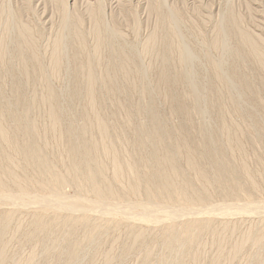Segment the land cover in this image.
Segmentation results:
<instances>
[{
  "label": "rangeland",
  "instance_id": "obj_1",
  "mask_svg": "<svg viewBox=\"0 0 264 264\" xmlns=\"http://www.w3.org/2000/svg\"><path fill=\"white\" fill-rule=\"evenodd\" d=\"M1 133L0 264H264V0H0Z\"/></svg>",
  "mask_w": 264,
  "mask_h": 264
},
{
  "label": "bare ground",
  "instance_id": "obj_2",
  "mask_svg": "<svg viewBox=\"0 0 264 264\" xmlns=\"http://www.w3.org/2000/svg\"><path fill=\"white\" fill-rule=\"evenodd\" d=\"M163 7H164V6H163ZM162 9H163V8H162ZM169 17H170V16H169ZM163 19H164V18H163ZM230 20H231V19H230ZM165 21H166V20H165ZM163 24H164V23H163ZM244 37H245V36H244ZM57 43H58V42H57ZM247 44H248V42H247ZM248 45H249V44H248ZM58 48H59V47H58ZM254 50H255V49H254ZM255 51H256V50H255ZM182 52H183V51H182ZM256 52H257V51H256ZM1 54H2V53H1ZM182 54H183V53H182ZM259 55H260V54H259ZM57 57H58V56H57ZM25 68H26V67H25ZM88 78H89V77H88ZM223 83H224V82H223ZM89 84L92 85V79L89 81ZM225 84H226V83H225ZM89 91H90V90H89ZM92 94H93V93H92ZM49 95H51V94H49ZM37 97H38V96H37ZM220 98H221V97H220ZM42 101H43V100H42ZM45 101H46V100H45ZM47 101H48V100H47ZM49 101H50V100H49ZM47 103H48V102H47ZM13 114H14V113H13ZM15 115H16V114H15ZM51 115H52V114H51ZM57 115H58V114H57ZM8 118H9V116H8ZM11 118H12V117H11ZM56 119H57V118H56ZM97 119H99V118H97ZM102 120H103V119H102ZM58 123H59V122H58ZM84 123H85V122H84ZM83 125H84V124H83ZM107 125H108V124H107ZM98 126H99V129H100V131H101V134H102V133L104 134V133H105V126H106V125L104 126V125H102V124H99V125H97V129H98ZM13 128H14V127H13ZM50 129H51V128H50ZM23 132H24V131H23ZM23 132H22V133H23ZM57 132H58V131H57ZM14 135H15V134H14ZM0 136H1L0 139H4V140H5V138H7L8 135L6 136L5 133H1ZM5 136H6V137H5ZM111 136H112V135H111ZM115 137H116V136H115ZM67 138H68V137H67ZM15 139H16V138H15ZM11 141H12V140H11ZM112 141H113V140H112ZM0 142H1V141H0ZM2 142H3V141H2ZM4 142H5V141H4ZM6 142H7V141H6ZM24 142H25V141H24ZM70 142H71V141H70ZM114 142H115V141H114ZM32 143H33V142H32ZM71 143H72V142H71ZM19 144H20V143H19ZM68 144H69V143H68ZM12 145H13V144H12ZM14 145H15V144H14ZM31 145H32V144H31ZM32 146H33V145H32ZM17 147H18V146H17ZM13 148H14V147H13ZM20 148H21V147H20ZM94 148L96 149V147H94ZM91 149H92V148H91ZM69 151H70V150H69ZM79 151H80V150H79ZM86 151H87V150H86ZM42 153H43V152H42ZM42 153H41V154H42ZM112 153H113V152H112ZM28 154H29V153H28ZM88 154H89V153H88ZM91 155H92V154H91ZM6 156H7V155H6ZM6 156H5V157H6ZM8 156H9V154H8ZM77 156H78V155H77ZM25 157H26V155H25ZM28 157H29V155H28ZM45 157H46V156H45ZM84 157H85V156H84ZM8 158H9V157H8ZM43 158H44V156H43ZM33 159H34V158H33ZM40 159H41V157H40ZM77 160H78V159H77ZM77 160H76V161H77ZM15 161H16V160H15ZM39 161H40V160H39ZM43 162H44V161H43ZM43 162H42V163H43ZM47 162H48V161H47ZM81 162H82V161H81ZM45 163H46V162H45ZM38 164H39V163H38ZM38 164H37V165H38ZM46 164H47V163H46ZM46 164H45V165H46ZM78 164H79V163H78ZM39 165H40V164H39ZM45 165H44V167H45ZM90 166H92V164H91ZM102 166H103V165H102ZM38 167H39V166H38ZM47 167H48V166H46L45 168L47 169ZM74 167H75V166H74ZM74 167H73V169H74ZM99 167H100V166H99ZM6 168H7V167H6ZM50 168H52V166H51ZM87 168H88V167H87ZM93 168H94V167H93ZM101 168H102V167L99 168L100 171H101L102 169H104V168H102V169H101ZM41 169H42V168H41ZM89 169H90V168H89ZM91 169H92V168H91ZM7 170H8V169H7ZM52 170H53V169H52ZM55 170H56V169H55ZM92 170H93V169H92ZM45 171H46V170H45ZM45 171H44V172H45ZM48 171H49V170H48ZM74 171H75V170H74ZM85 171L89 172L88 170H85ZM100 171H99V173H100ZM102 171H103V170H102ZM6 172H7V171H6ZM10 172H11V171H10ZM75 172H77V171H75ZM79 172H80V171H79ZM93 172H94V175H95V177H96V173H95L96 171H95V168H94ZM13 173H14V172H13ZM52 173H53V171H52ZM97 173H98V172H97ZM118 173H119V172H118ZM118 173H117V175H118ZM3 174H4V173H3ZM50 174H51V173H50ZM90 174H93V173H89V175H90ZM103 174H104V173H103ZM7 175H8V174H7ZM55 175H56V173H55ZM58 175H59V174H58ZM89 175H88V176H89ZM94 175H93V176H94ZM8 176H9V175H8ZM37 176L39 177V175H37ZM75 176H76V175H75ZM97 176H98V174H97ZM9 177H10V176H9ZM50 177H51V176H50ZM89 177H90V176H89ZM89 177H87V178H89ZM91 177H92V176H91ZM11 178H13V177H11ZM16 178H17V177H16ZM117 178H118V177H117ZM38 179H39V178H38ZM44 179H45V178H44ZM47 179H48V178H47ZM92 179H93V178H91V183L95 180V179H94V180L92 181ZM14 180H15V179H14ZM55 180H56V178H55ZM55 180H54V182H55ZM57 180H58V179H57ZM84 180H85V178H84ZM88 180H89V179H88ZM97 180H98V179H97ZM5 181H6V180H5ZM17 181H18V180H17ZM17 181H16V182H17ZM20 181H22V180H20ZM60 181L62 182L61 179H59V182H60ZM63 182L65 183V181H63ZM9 183H10V181H9ZM18 183H19V182H18ZM35 183H36V182H35ZM38 183H39V182H38ZM56 183H57V182H56ZM91 183H90V180H89V184H91ZM94 183H96V182H94ZM94 183H93V184H94ZM100 183H101V181H100ZM11 184H12V183H11ZM42 184H43V183H42ZM97 184H98V183H97ZM34 185H35V184H34ZM38 185H39V184H38ZM105 185H106V183H105ZM55 186L57 187L58 185H55ZM59 186H60V185H59ZM85 186H86V185H85ZM85 186H84V187H85ZM99 186H100V184H99ZM99 186H98V187H99ZM189 186H190V185H189ZM41 187H42V186H41ZM133 187H135L134 184H133ZM42 188H43V187H42ZM53 188H54V186H53ZM58 188H59V187H58ZM94 188H95V187H94ZM111 188H112V187H111ZM113 188H115V187H113ZM151 188H152V187H151ZM160 188H161V187H160ZM45 189H46V188H45ZM87 189H88V188H87ZM106 189H108V188H106ZM132 189H133V188H131L130 190H132ZM135 189H136V187L134 188L133 192L135 191ZM165 189H166V188H165ZM97 190H98V189H97ZM110 190H111V189H110ZM106 191H107V190H106ZM104 192H105V190H104ZM104 192H103V193H104ZM116 192H117V191H116ZM148 192H149V191H148ZM150 192H151V191H150ZM188 192H189V191H188ZM114 194H115V193H114ZM104 195H105V193H104ZM184 195H185V194H184ZM193 195H195V194H193ZM112 196H113V195H112ZM143 196H144V195H143ZM175 196H176V195H175ZM186 196H187V195H186ZM113 197H114V196H113ZM116 197H117V196H116ZM151 197H152V196H151ZM169 197H170V196H169ZM191 197H192V196H191ZM189 198H190V197H189ZM180 199H181V198H180ZM182 199H183V198H182ZM184 199H185V198H184ZM179 201H180V200H179ZM188 201H189V200H188ZM180 202H181V201H180ZM196 204H197V203H196ZM239 244H240V243H239ZM191 253H192V252H191ZM226 253H227V252H226ZM148 255H149V254H148ZM2 256H3V257L5 256V255H3V252H2ZM189 256H190V255H189ZM0 257H1V256H0ZM3 257H2V258H3ZM3 259H4V258H3ZM106 259H107V258H106ZM191 259H192V258H191ZM0 260H1V259H0ZM215 260H216V259H215ZM110 261H111V260H110ZM221 262H222V261H221ZM194 264H195V263H194Z\"/></svg>",
  "mask_w": 264,
  "mask_h": 264
}]
</instances>
